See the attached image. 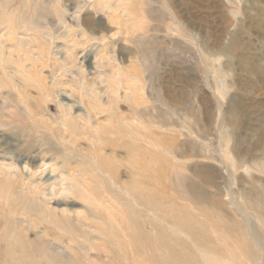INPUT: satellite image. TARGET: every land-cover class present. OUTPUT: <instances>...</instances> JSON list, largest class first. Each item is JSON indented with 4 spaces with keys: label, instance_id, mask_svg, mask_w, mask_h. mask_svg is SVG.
<instances>
[{
    "label": "rangeland",
    "instance_id": "obj_1",
    "mask_svg": "<svg viewBox=\"0 0 264 264\" xmlns=\"http://www.w3.org/2000/svg\"><path fill=\"white\" fill-rule=\"evenodd\" d=\"M108 126L134 127V140ZM153 153L158 164L184 165L186 178L201 180L206 195L218 189L216 198L237 220L250 199L264 201V0H0V218L13 207L8 197L25 194L13 171L3 175L4 165L77 183L79 200L68 198V207L94 220L87 209L99 204L103 189L98 160L119 171L124 191L131 186L146 197L139 169L134 165L135 176L131 168L133 160L148 164ZM244 215L258 224L251 212ZM77 238L84 264H101L95 255L102 236L91 230Z\"/></svg>",
    "mask_w": 264,
    "mask_h": 264
},
{
    "label": "bare ground",
    "instance_id": "obj_2",
    "mask_svg": "<svg viewBox=\"0 0 264 264\" xmlns=\"http://www.w3.org/2000/svg\"><path fill=\"white\" fill-rule=\"evenodd\" d=\"M83 95L85 96V94ZM66 99L70 101L68 96ZM87 101L86 103H88ZM65 107H68V111H70L71 109L73 110L74 105L68 104ZM83 114L81 115L82 117L79 116V121H81V118L86 117ZM35 117L33 116V118ZM71 120H73L72 117ZM54 121L57 120L55 119ZM82 121L84 122V120ZM67 123L71 124V121ZM121 123L120 121L119 124ZM86 125L89 126L88 123ZM37 126L39 125L37 124ZM72 126L75 125L72 124ZM81 126L83 127V125ZM65 127H67L66 124ZM77 128L79 127L77 126ZM109 128L110 126H108V130ZM118 128L117 130L116 127L112 126L111 132L110 130L109 132L113 135L125 132L127 134L126 140L129 137L134 140V127L131 129L126 128V130L122 127ZM82 132L84 133V131ZM65 134L63 133V136ZM120 137L125 138L121 135ZM112 138L111 141H113ZM122 140L120 141L122 142ZM113 142L117 143L116 140ZM160 145V147L165 145L163 138L160 141ZM127 146L133 147L130 150L128 147L126 148L130 152L134 151V141ZM172 150L174 153L171 152ZM167 152L174 155L177 150L171 148ZM137 153L140 152L137 151ZM141 156L148 157V152L142 150ZM166 158V161L173 160ZM147 159L149 163L145 166L140 165L145 158L137 164L133 160L131 168L133 170L136 166L139 169V173H137V169L135 171L141 181L137 178L135 181L138 180L146 185L147 189H144L148 191L146 197L143 196L144 192L140 193L138 189L135 191L134 188L129 190L131 186L124 191L125 189L123 188L125 186L122 187L123 185L118 182L119 171L115 167L113 168L108 160L103 158L99 159L100 161L98 160L99 173H97L96 180L100 181L99 183L103 187L102 193L98 195V201L100 200L103 204L108 196L112 200L113 205L103 206L105 203L102 205L99 202L102 205V208H99L100 205L98 203H95L97 206L92 204V208L87 209V211L89 216H93L96 220L83 217V212H77L72 215L73 211L68 207L70 200L68 201L67 199L74 195V188L79 189L77 183L74 185L68 184L69 182L67 181L66 183V180L61 183L58 181L52 182L53 179H48L51 175L44 181L45 172L47 171H33L28 165H24L22 169L11 163L9 165L7 163L8 166L4 165V169H1L3 170V175L8 172L9 174L7 175L12 177L10 172L13 171L12 175L17 177L16 184L22 190H25L23 196L25 199L21 195H18V197L13 196V200L10 196L12 201H9V197L7 198L8 200L6 199L10 207H13L9 212L6 211L8 212V214L4 215L6 219L0 218L2 221L0 222V264H65L67 260L71 264H84L86 259L76 254V251L84 248V245L78 241L77 236L86 237L88 231L91 230L95 234L102 236V238H99V245L96 246L99 247L100 253L95 255V258L99 259L101 264H134L135 257L142 258L145 264H259L258 262L264 264V259H259L260 253L264 254V242L260 239L261 230L259 227V224L264 227V201H261L260 197L250 199L244 205L245 211L238 209V213L243 219L237 220L233 213L225 209L226 203L216 198V195L219 196L220 191L217 189L214 194L206 195L201 186V180L197 182L186 178L182 169V167L185 168L184 165L176 164L173 161V164L166 162L168 163L167 166L169 163L171 164L169 167L164 164L163 166L158 164L157 161L155 162L157 159L159 161L160 158L159 155L154 153L150 154ZM262 171L264 172V166ZM132 174H134V170ZM24 176H28V178H23ZM72 177L69 180L77 179L79 183L82 182L78 176L72 175ZM36 178L39 179L37 184L33 182ZM6 179L7 177L3 181L1 179V182ZM203 180L205 181V179ZM140 182L137 183L140 184ZM11 185L15 184L11 183ZM0 186L2 187L1 183ZM133 186L137 185L133 184ZM142 187L145 186L143 185ZM3 188L4 192L8 189L7 187V189ZM9 188L13 190L11 191L14 194V187ZM94 189L97 190L96 188ZM92 192L94 193V190ZM93 195H97V193ZM73 198L75 197L73 196ZM78 198L76 197L75 199ZM93 199L95 198L93 197ZM89 200H91L90 195L88 202ZM73 201L75 202V200ZM92 203H94L93 200ZM2 211L4 212V210ZM247 211L254 214V219L258 220V224L255 221H251L250 219L252 218H249L248 215H244ZM21 212H23V217L29 214L30 216L26 215V217H29L31 221L27 222L22 219L23 217H19ZM105 213L106 215H104ZM36 228H40L41 232L37 231ZM59 231L64 234L57 235L56 232ZM31 234H33V238L30 236ZM69 250L70 253L68 252ZM71 251L74 254H71ZM52 256L54 259L49 263V258Z\"/></svg>",
    "mask_w": 264,
    "mask_h": 264
}]
</instances>
